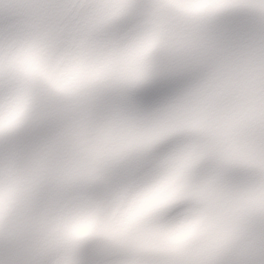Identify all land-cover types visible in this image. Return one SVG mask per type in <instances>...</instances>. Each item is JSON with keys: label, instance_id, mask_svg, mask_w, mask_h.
<instances>
[{"label": "snow or ice", "instance_id": "obj_1", "mask_svg": "<svg viewBox=\"0 0 264 264\" xmlns=\"http://www.w3.org/2000/svg\"><path fill=\"white\" fill-rule=\"evenodd\" d=\"M0 264H264V0H0Z\"/></svg>", "mask_w": 264, "mask_h": 264}]
</instances>
